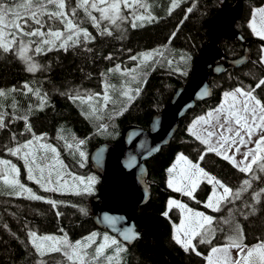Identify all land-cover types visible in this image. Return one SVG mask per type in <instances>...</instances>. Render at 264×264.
Instances as JSON below:
<instances>
[{
    "label": "trees",
    "instance_id": "trees-1",
    "mask_svg": "<svg viewBox=\"0 0 264 264\" xmlns=\"http://www.w3.org/2000/svg\"><path fill=\"white\" fill-rule=\"evenodd\" d=\"M148 2L152 5L153 15L157 17L155 22L137 29L126 26L123 39L117 38L119 33H114L113 37L97 36L95 42L88 45L92 48L91 52L79 49L68 52L61 50L37 56L35 59L41 68L35 73L24 71V66L14 57L0 54V89L6 91L12 88L18 89L6 99L0 98V111L8 113L6 117L8 127L0 130V158L11 159L21 168L22 183L30 186L38 195L58 202L54 209L44 201L0 195V264H36L40 257L27 243L28 229L35 230L38 234L49 233L58 236L63 235L60 231L63 229L72 241L93 231L101 235L106 233L94 226L93 212L90 208L92 199L97 193L98 181L94 184L95 188L91 193L77 195L71 191L43 192L26 179L23 162L11 157L5 150V146L14 147L17 142L22 143L30 138V134L25 132L24 121L15 117L28 115L33 131L37 134H47L48 142L58 147L61 159L70 173L85 179L92 175L98 177L88 157L83 160L81 167L78 153L72 155L64 147V141L57 139L58 135L65 136L69 142L72 141L73 136L85 140L82 147L89 155L90 151L100 143L116 142L121 130L126 126L134 125L147 129L151 117L168 104L176 88L187 84L194 60L209 41L205 21L212 18L218 8L223 5H233L235 0H184L180 8L171 16L167 12L170 0H148ZM263 2L264 0L241 1V14L234 27L242 36L243 42L237 39H220L217 42L224 54L219 61L224 65V69L221 73L210 77L209 98L196 102L193 109L178 121L169 143L144 161L147 168L146 183L149 186V198L144 205L136 209V214L159 227L163 245L153 239L148 228H138L140 237L127 247L128 251L123 254L124 264H173L166 250L179 264H204L201 257L191 252L185 253L172 239V227L180 220L181 211L175 207L169 210L167 202L170 199L179 200L189 208L214 216L217 222L228 216L227 208L221 212L204 208L203 203L211 192V185L206 183H202L197 189L194 194L195 199L173 191L167 186V169L177 154L183 153L233 188L238 187L242 178H245L244 174L239 173L227 161L214 154L209 153L203 161H199L204 146L189 134L187 127L192 118L217 107L221 102L223 91L240 86L245 88L254 86L255 78L260 77L264 72V66L259 64L260 50L264 47V41L255 36L247 24L251 9ZM193 4L195 7L192 13H186V9ZM185 15L188 17L186 20L183 19ZM83 26L96 35V30L90 25L85 23ZM173 33H175L174 38H172ZM164 45H167L165 56L176 63L170 67L167 60H162L158 64H149L139 69V83L133 82L131 87H140L141 92L121 116L110 118L114 115V108L110 106L109 109L98 114L102 119L95 117L86 119L81 113L87 111V106H81L78 102L73 103L66 95H62V93L74 94L77 90L81 94H85V90L91 93L100 92L105 81L119 89L124 84L125 77L119 73L107 74L109 68L116 64H121L122 68L132 67L136 62L130 61V56L156 48L164 50L162 48ZM246 49L247 56L243 61L236 65L226 63V60L243 57ZM185 54L190 56L191 60L187 64L180 63V57ZM109 55L113 57L112 60L105 59ZM177 66L185 70L187 75L174 72L173 68ZM102 73L107 75L102 76ZM26 82L33 88H39L42 94L47 93L48 106L43 111L35 110L38 104L35 96L23 94L22 85ZM260 94L264 95V93ZM13 102L16 108L12 107ZM30 105L33 108L31 112H29ZM120 107L121 105L117 104L115 109ZM100 123L108 125L106 132L97 131ZM20 133L25 134L22 136ZM13 134L17 137L16 141L11 139ZM2 189L3 187L0 186V191H7ZM245 198H249L247 194ZM239 206L240 202L237 201V207ZM80 209H84L86 214ZM57 211L61 213L60 216L56 215ZM165 212L168 213L167 216L163 214ZM237 219L244 228L247 243H255L257 237L264 236V216L251 217L248 220L238 216ZM223 227L225 233H218L214 243L226 242L224 236L228 226L223 225ZM209 247L206 244L198 245V250L206 254ZM43 259L48 264H57L58 261L67 264L58 253Z\"/></svg>",
    "mask_w": 264,
    "mask_h": 264
},
{
    "label": "snow or ice",
    "instance_id": "snow-or-ice-1",
    "mask_svg": "<svg viewBox=\"0 0 264 264\" xmlns=\"http://www.w3.org/2000/svg\"><path fill=\"white\" fill-rule=\"evenodd\" d=\"M183 2L170 0L168 15L171 16ZM194 7L195 4L188 7L186 13H192ZM187 18L185 15L183 19ZM156 20L148 0H0V54L14 57L24 66V71L35 73L41 68L35 59L37 56L61 50L91 52L92 48L88 45L95 42L97 36L113 37L114 33H119L117 38L123 39L126 26L132 29L143 28ZM85 23L96 30V35L83 26ZM248 27L264 41V5L252 10ZM174 37L175 33L172 34ZM162 48L164 50L156 48L130 56L129 60L136 62L134 67L122 68L121 64H116L109 68L107 74L119 73L125 77L119 89L105 81L100 92L85 90V94H81L77 90L74 94L62 95H66L73 103L87 106V111L81 113L86 119H102L98 114L110 106L114 108V115L110 118L121 116L141 92L140 87H131L133 82L139 83V69L149 64H158L162 60H167L170 67L176 63L165 56L167 45ZM105 59L112 60L113 57L109 55ZM190 60L191 57L186 54L180 57V63L183 64ZM259 64L264 66V48L260 50ZM173 71L187 75L179 66L173 68ZM22 90L24 95L31 94L38 100L35 110L43 111L48 106L47 93L42 94L39 88H33L26 82ZM16 91V88L7 91L0 89V98L6 99ZM260 93H264V72L255 78L254 86H240L223 92L220 104L197 117L188 128L189 134L204 146L199 161L211 153L244 174L245 178H242L238 187L233 188L213 176L199 162L194 163L183 153L178 154L175 162L167 169V186L173 191L195 199L197 189L206 183L212 187L203 203L204 208L213 212L227 208L228 216L217 222L212 215L196 211L177 200L168 201L169 210L175 207L182 214L180 223L174 225L172 239L185 253L191 252L201 257L204 264H264V236L257 237L255 243H247L244 228L237 219L238 216L244 220L264 216V186H259L264 184V95ZM207 94L204 92V95ZM117 104L121 105L119 109H115ZM12 107L16 108L15 102ZM32 110L30 105L29 112ZM7 116V112L0 111V130L8 127ZM15 119L24 121L25 132L30 134V138L22 143L17 142L14 147L5 146V150L8 155L23 162L28 181L43 192H63L72 188L80 195L93 191L95 177L85 179L70 173L61 159L58 147L48 142L46 133L37 134L33 131L28 115L17 116ZM107 129L108 125L104 123L97 127V131L101 132ZM24 134L20 133L22 136ZM11 139L16 141V135L13 134ZM57 139L64 141V147L72 155L78 153L80 166L83 167L86 154L81 146L85 140L73 136L69 142L63 135H58ZM69 178L74 182L73 185H69ZM0 186L7 189L6 192L0 191V195L44 201L54 209L57 207V201L38 195L21 182V168L11 159L0 158ZM237 201L240 202L239 207ZM80 211L86 214L84 209ZM163 214L168 215L167 212ZM56 215L60 216L61 213L57 211ZM106 219L110 223L114 222L111 218ZM223 225L228 226L224 236L226 242L214 243L218 233H225ZM60 231L62 236L41 235L35 230H27V243L40 257L36 264H48L43 258L53 253L60 254L67 264H124L123 254L128 249L119 239L93 231L72 241L63 229ZM122 235L124 241L138 238V234L131 229ZM205 244L210 246L206 254L198 250V245ZM57 264L62 262L58 261Z\"/></svg>",
    "mask_w": 264,
    "mask_h": 264
},
{
    "label": "water",
    "instance_id": "water-1",
    "mask_svg": "<svg viewBox=\"0 0 264 264\" xmlns=\"http://www.w3.org/2000/svg\"><path fill=\"white\" fill-rule=\"evenodd\" d=\"M241 1L221 6L212 18L205 21L209 41L194 60L187 84L176 88L168 104L151 117L148 128L126 126L116 142L100 143L89 153V163L100 180L98 193L90 206L94 226L108 231L128 246L140 237L138 228L141 227L148 228L153 239L162 244L159 227L136 214V209L149 198L144 161L169 143L178 121L193 109L196 102L209 98L210 77L224 69V65L218 63L224 54L217 42L220 39L243 42L234 27L241 14ZM246 53L247 49L243 57L226 60V63L236 65L246 58ZM204 92L208 94L204 95ZM106 218L114 222L110 223ZM129 229L138 234V238L124 241L122 234ZM165 252L173 264H179L173 255L167 250Z\"/></svg>",
    "mask_w": 264,
    "mask_h": 264
},
{
    "label": "rangeland",
    "instance_id": "rangeland-1",
    "mask_svg": "<svg viewBox=\"0 0 264 264\" xmlns=\"http://www.w3.org/2000/svg\"><path fill=\"white\" fill-rule=\"evenodd\" d=\"M262 5H264V2L261 4V5H259V6H256V7H260V6H262ZM256 7H254V8H256ZM254 8H252L251 9V13H252V10L254 9ZM251 13H250V19H251ZM250 19H249V21H248V25H249V22H250ZM135 65H133L132 67H134ZM228 91H230V90H228ZM225 92V91H224ZM222 94H223V92H222ZM222 99V98H221ZM212 110V109H211ZM211 110H209V111H211ZM209 111H207V112H209ZM207 112H205L204 114H200V115H198V116H196V117H194V118H192L191 119V121L189 122V124H188V127H187V129L189 128V126L192 124V122L197 118V117H199V116H202V115H205ZM72 139V138H71ZM81 148H82V150L85 152V154H86V158L88 157V153L83 149V147L81 146ZM243 150V149H242ZM180 154V153H179ZM178 155V154H177ZM239 158V157H238ZM175 160H176V157H175V159H174V162H175ZM173 162V163H174ZM79 177H81V176H79ZM90 177V176H89ZM91 177H95V179H96V181H98L99 182V178L98 177H96V176H94V175H92ZM87 179V178H86ZM73 181L69 178V185H73ZM27 187H30V186H28V185H26ZM2 187V186H1ZM83 186L81 185L80 186V188H82ZM212 187V186H211ZM94 188H95V186H93V190H94ZM7 190V189H6ZM75 192V190H73L72 188H69L68 190H66V191H63L64 193L65 192ZM62 193V192H61ZM194 210H196V209H194ZM197 211V210H196ZM181 216H182V214H181ZM180 220H181V218H180ZM180 220L178 221V222H176V223H174L173 224V227H172V233L174 232V225H178L179 223H180ZM107 233V232H106ZM47 234H49V233H45V234H41V235H47ZM104 234V233H103ZM102 234V235H103ZM109 236H112L111 234H109V233H107ZM51 235H54V234H51ZM56 236H58V235H56ZM60 236H62V234H60ZM124 246V245H123Z\"/></svg>",
    "mask_w": 264,
    "mask_h": 264
},
{
    "label": "crops",
    "instance_id": "crops-1",
    "mask_svg": "<svg viewBox=\"0 0 264 264\" xmlns=\"http://www.w3.org/2000/svg\"><path fill=\"white\" fill-rule=\"evenodd\" d=\"M171 166H172V165H171ZM171 166H170V167H171ZM167 176H168V174H167ZM2 190H3V189H2Z\"/></svg>",
    "mask_w": 264,
    "mask_h": 264
}]
</instances>
